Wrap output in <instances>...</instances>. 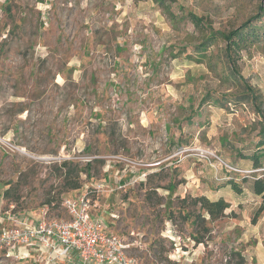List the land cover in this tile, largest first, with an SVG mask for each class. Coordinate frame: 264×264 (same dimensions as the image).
I'll use <instances>...</instances> for the list:
<instances>
[{
	"label": "rangeland",
	"instance_id": "1",
	"mask_svg": "<svg viewBox=\"0 0 264 264\" xmlns=\"http://www.w3.org/2000/svg\"><path fill=\"white\" fill-rule=\"evenodd\" d=\"M162 1L0 0V264H76L6 233L47 207L67 218L61 203L77 192L141 264H264L251 190L264 172V16L239 60L257 98L230 76L223 38L200 54L205 32L188 17L227 34L264 0ZM64 161L81 189L66 186ZM200 195L229 207L198 241L168 217Z\"/></svg>",
	"mask_w": 264,
	"mask_h": 264
},
{
	"label": "built area",
	"instance_id": "2",
	"mask_svg": "<svg viewBox=\"0 0 264 264\" xmlns=\"http://www.w3.org/2000/svg\"><path fill=\"white\" fill-rule=\"evenodd\" d=\"M68 217H52L48 207L35 223L24 222L6 233L13 248L35 247L52 261L76 264H141L129 255L125 239L107 228L95 213L88 193L77 192L62 201Z\"/></svg>",
	"mask_w": 264,
	"mask_h": 264
},
{
	"label": "trees",
	"instance_id": "3",
	"mask_svg": "<svg viewBox=\"0 0 264 264\" xmlns=\"http://www.w3.org/2000/svg\"><path fill=\"white\" fill-rule=\"evenodd\" d=\"M161 4L166 12L172 13L169 6L165 5L164 1H162ZM259 10H261L263 14H258L252 17L244 22L240 27L228 32L227 34H221L216 31H213L211 34H207V31H209L210 28L208 27L206 20L195 13H188L190 21L202 32H205V38L199 45V48L201 49L200 54L203 57H206V51L212 47L220 37L223 38L226 42V57L232 67L230 76H232L234 80H237L238 84L243 87L244 94L247 92V94L252 95L254 98H257V94L255 93L253 87L242 77L239 68V60L241 59L242 51L248 50V48L255 44V42H257L260 38L261 34L259 29L253 23L256 20H261L262 16H264V7L260 6ZM200 60L201 59H197L199 62ZM261 133L264 136V125L262 126ZM261 144L263 145L264 141H262ZM261 156L262 153L257 152L249 157V159L253 160V165L256 169L262 166ZM63 168L66 169V172L64 173V182L66 186L73 191L81 189L83 182L81 178L82 170H79L78 168L75 170L72 169V162L70 161H64ZM71 174H73L74 177H72ZM229 182L234 186V188H239L233 181ZM251 190L256 196L261 198V205L258 211H264V172L254 175ZM52 201L53 199H50L48 204L50 205ZM178 203L179 210L177 212L175 210H171L168 217L169 220L174 224H176L178 218L184 224L191 222L195 228V234H197L194 235L193 233L192 236L198 241L201 240V235H205L210 231L207 223L214 222L224 216L225 211L229 207V203L224 198L211 200L205 195L183 197L178 199ZM207 216L209 217L208 219Z\"/></svg>",
	"mask_w": 264,
	"mask_h": 264
}]
</instances>
